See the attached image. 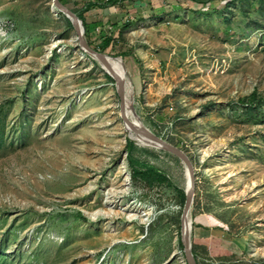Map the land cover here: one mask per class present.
Wrapping results in <instances>:
<instances>
[{
	"label": "rangeland",
	"instance_id": "374dc122",
	"mask_svg": "<svg viewBox=\"0 0 264 264\" xmlns=\"http://www.w3.org/2000/svg\"><path fill=\"white\" fill-rule=\"evenodd\" d=\"M118 1L63 3L124 62L134 119L190 158L199 262L264 264V15ZM1 19L15 27L0 32V264H188L183 161L129 137L115 80L54 0H0ZM128 141L170 183L134 180Z\"/></svg>",
	"mask_w": 264,
	"mask_h": 264
},
{
	"label": "water",
	"instance_id": "95a60500",
	"mask_svg": "<svg viewBox=\"0 0 264 264\" xmlns=\"http://www.w3.org/2000/svg\"><path fill=\"white\" fill-rule=\"evenodd\" d=\"M54 8L60 13L66 15V17L73 24L77 34L80 46L88 55L92 58H96L98 62L105 66L109 56L101 53L97 50H94L88 43L85 37V30L82 20L78 17L76 13L70 10L66 5L62 3V0H54ZM116 82L117 92L121 99V116L125 123H130L133 126L134 132L149 140L154 144L159 150L168 152L172 155H175L186 165L189 174V187L186 190V203L184 207V212L182 215V244L185 250V255L188 264H198V261L193 253V244H192V230L191 233L187 234L186 232V222L190 219V214L195 198V172L193 164L188 157V155L181 150L180 148L174 146L173 144L167 142L166 140L160 138L154 134L150 129L146 128L144 125L141 126L136 120H130L129 112L132 114L133 118L136 117V113L133 108L130 107V104L127 100V82L126 78L121 75L109 74ZM192 224V220H191Z\"/></svg>",
	"mask_w": 264,
	"mask_h": 264
},
{
	"label": "trees",
	"instance_id": "16d2710c",
	"mask_svg": "<svg viewBox=\"0 0 264 264\" xmlns=\"http://www.w3.org/2000/svg\"><path fill=\"white\" fill-rule=\"evenodd\" d=\"M192 1L202 4V5H206L207 3L213 2L215 0H192ZM118 2H119L118 0H111L112 5H117ZM231 2H233L234 4L240 3L242 6V9L244 10L246 9V7H248L249 12L256 11L260 13L261 15H264V0H231ZM62 3H63V0H62ZM94 7L95 5L93 6L89 5L87 8L91 10V9H94ZM79 18L83 21L86 27V33H85L86 38H89L90 33H91L90 26L89 24H87V22L85 21L82 15H80ZM68 21L70 22V20ZM70 24L72 25L71 22ZM87 41L94 50H98L97 47H94L93 44L89 42V39ZM112 41H113L112 38L105 37L103 48L106 49L110 47V45L112 44ZM110 79L114 82L113 78L110 77ZM255 99H256V93L253 94L249 98V100H255ZM135 149L136 147L134 143L131 141H128V144H127L128 160H129V164L132 170V177L134 180L143 182L149 188H154L155 186L160 185V184L170 183L167 176H165L164 174H162L159 170L155 168L139 169L137 167V162L134 156ZM179 198H180L181 204L184 205L186 201V194L183 190H179ZM193 253L198 261V264H201L199 262V254L197 252V248L195 247V245L193 246Z\"/></svg>",
	"mask_w": 264,
	"mask_h": 264
},
{
	"label": "bare ground",
	"instance_id": "6f19581e",
	"mask_svg": "<svg viewBox=\"0 0 264 264\" xmlns=\"http://www.w3.org/2000/svg\"><path fill=\"white\" fill-rule=\"evenodd\" d=\"M96 59V58H94ZM97 60V59H96ZM98 61V60H97ZM105 66H103V68L110 74H115V75H121V76H125V70H124V62L121 60V59H115V58H108L107 62H105ZM126 78V76L124 77ZM127 80V79H126ZM128 87L130 86V83L128 82ZM132 94V93H131ZM128 100V99H127ZM131 102V101H130ZM129 103V101H128ZM129 118L130 120H133V116L132 114L129 112ZM136 120V119H134ZM137 121V120H136ZM138 122V121H137ZM140 123V122H138ZM141 126H143L141 123H140ZM125 127H126V130L129 134V137L137 142L139 145H142V146H147V147H151V148H155V149H158L154 146V144L152 142H150L149 140H147L146 138L144 137H141L139 135H137L135 132H134V129H133V126L132 124L130 123H125ZM186 180H187V188L189 187V174H188V170L186 168ZM191 216V215H190ZM186 232L187 234L191 233V230H192V224H191V219H189L187 222H186Z\"/></svg>",
	"mask_w": 264,
	"mask_h": 264
},
{
	"label": "built area",
	"instance_id": "2783aa9c",
	"mask_svg": "<svg viewBox=\"0 0 264 264\" xmlns=\"http://www.w3.org/2000/svg\"><path fill=\"white\" fill-rule=\"evenodd\" d=\"M14 27L15 26L12 21L7 19L0 20V32H3L5 35L11 32L14 29Z\"/></svg>",
	"mask_w": 264,
	"mask_h": 264
}]
</instances>
